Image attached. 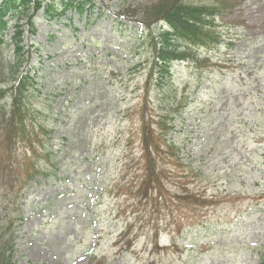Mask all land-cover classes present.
<instances>
[{
  "label": "rangeland",
  "instance_id": "1",
  "mask_svg": "<svg viewBox=\"0 0 264 264\" xmlns=\"http://www.w3.org/2000/svg\"><path fill=\"white\" fill-rule=\"evenodd\" d=\"M158 2L94 0L82 15H36L23 44L43 94L28 113L37 137L15 157L26 161L18 171L35 163L49 177L17 203L0 200L1 223L14 219L15 264H258L264 255V0H228L214 19L220 44L148 79L153 49L138 30ZM142 116L156 129L164 119L160 140L180 149L178 160L161 153L162 192L149 198L138 193ZM189 191L195 209L176 199Z\"/></svg>",
  "mask_w": 264,
  "mask_h": 264
},
{
  "label": "trees",
  "instance_id": "2",
  "mask_svg": "<svg viewBox=\"0 0 264 264\" xmlns=\"http://www.w3.org/2000/svg\"><path fill=\"white\" fill-rule=\"evenodd\" d=\"M227 1L159 0L156 5L146 7L143 32L146 33V38L153 49L148 79L152 78L154 71L158 72L160 78L168 76L172 62L198 63L199 58L192 50L220 44V36H217L215 32L214 19L227 7ZM44 2L45 0H3L0 3V163L5 165L0 168V200L12 197L16 203L22 189L38 180V176L49 177V174L43 175L46 173H42L45 170L34 173L35 163L30 166V172L17 170L21 162L26 163L25 160L19 161L15 157L18 144L29 142V139L33 142V139L37 137L29 135L28 127L31 125H28L27 121L34 119L33 113L28 114L30 107L34 102L39 103V95L34 91L36 86L33 79L29 77L28 71H21L26 60L24 55L27 53L21 44L24 34L26 31L31 35L36 33L33 18L41 8L49 19H53L64 15L68 9L81 14L86 5L89 6L88 10L92 8L93 1L62 0L59 5L55 3V0L45 4ZM5 17L17 21L14 26V35L8 41L5 39L8 23L2 21ZM22 20L24 23L20 24ZM161 26H164V29ZM139 34L140 37L143 36L142 32ZM10 47L13 48L12 51H9ZM33 94L37 97H32ZM28 95L31 101L28 100ZM27 115L30 119L25 120ZM145 119L142 116L140 126L141 159L144 160V170L138 193L143 198H149L155 188L159 193L162 192L157 171V160L161 153L163 154L165 150L171 157L175 156L174 159L178 160L180 149L174 142L160 140L161 132L167 129L168 125L164 119L159 118L157 129ZM51 135V131L46 133L47 143ZM50 176L55 177V171L51 172ZM176 199L189 201L192 205L191 209H195L196 202L200 200L190 191L185 198L176 196ZM203 201L207 200L203 199ZM7 206L3 204V210L6 211ZM15 219L19 218L16 216ZM13 222V218H6L2 223L0 220V264H15L12 257L15 240ZM124 231L123 239L130 236L131 229L127 226ZM129 246L131 242H126V249ZM258 264H264V255L260 256Z\"/></svg>",
  "mask_w": 264,
  "mask_h": 264
}]
</instances>
